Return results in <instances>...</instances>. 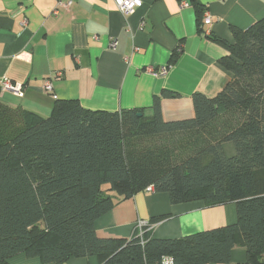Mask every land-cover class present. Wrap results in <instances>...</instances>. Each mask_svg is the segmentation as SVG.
<instances>
[{
  "label": "trees",
  "instance_id": "1",
  "mask_svg": "<svg viewBox=\"0 0 264 264\" xmlns=\"http://www.w3.org/2000/svg\"><path fill=\"white\" fill-rule=\"evenodd\" d=\"M194 5L202 23V7ZM232 32L233 42L212 38L229 50L221 63L233 78L213 97L193 95L194 118L166 121L161 96L150 116L143 108L90 110L63 99L44 117L0 102V264L86 256L159 264L165 255L175 264L225 263L236 246L249 264H264V19ZM227 141L234 156L224 151ZM150 185L173 203L235 202L237 220L180 238L154 237L149 225L130 238L98 235L96 221L116 196Z\"/></svg>",
  "mask_w": 264,
  "mask_h": 264
},
{
  "label": "crops",
  "instance_id": "2",
  "mask_svg": "<svg viewBox=\"0 0 264 264\" xmlns=\"http://www.w3.org/2000/svg\"><path fill=\"white\" fill-rule=\"evenodd\" d=\"M194 1L202 7V23ZM205 12L209 24L203 22ZM260 19L264 0H143L127 16L114 0H0V79L24 86L22 96L0 87V102L44 117L63 99H78L90 110L143 108L150 116L155 96H161L166 121L194 118L193 95L213 97L233 78L221 63L229 50L212 37L233 42V27L246 30ZM162 66L168 70L163 76L146 71ZM59 71L63 77L54 81L55 98L44 81ZM163 90L179 96L163 97ZM223 147L227 156L236 154L233 143ZM115 200L96 221L101 237L130 238L140 220L149 223L157 238H180L237 220L235 202L173 203L168 193L146 190ZM155 218L160 219L152 222ZM63 264L100 262L86 256ZM210 264L249 263L246 249L236 246L230 261Z\"/></svg>",
  "mask_w": 264,
  "mask_h": 264
},
{
  "label": "built area",
  "instance_id": "3",
  "mask_svg": "<svg viewBox=\"0 0 264 264\" xmlns=\"http://www.w3.org/2000/svg\"><path fill=\"white\" fill-rule=\"evenodd\" d=\"M117 9L124 15L127 16L130 13H132L136 8L142 6L143 4V0H114ZM71 4V1L64 3L65 7H69ZM183 4H187L186 2L183 1ZM211 21L210 15L208 13H204L203 16V22L206 24H209ZM117 44V42L115 40H113L111 42V47H115ZM147 72H150L151 74L154 75H165L167 73V67L162 66L159 69L155 70L153 67H149L146 69ZM63 77V72L59 71V72H55L54 74H52L50 76V78L46 79L44 81V89L48 92H54V81L55 80H59ZM0 87L2 90H11L14 93H16L17 95L22 96L23 95V90H24V86L22 84L19 85H13L11 80L8 78H1L0 79ZM53 96L55 98H57L58 96L53 93ZM146 191H154V186L150 185L148 187L145 188ZM149 225V223H147L146 221L140 220L137 224V227L140 231V235L143 234L144 229ZM159 264H175V261L173 259V257H171L170 255H165L161 258V261Z\"/></svg>",
  "mask_w": 264,
  "mask_h": 264
},
{
  "label": "rangeland",
  "instance_id": "4",
  "mask_svg": "<svg viewBox=\"0 0 264 264\" xmlns=\"http://www.w3.org/2000/svg\"><path fill=\"white\" fill-rule=\"evenodd\" d=\"M227 142H231V143H233L232 141H227Z\"/></svg>",
  "mask_w": 264,
  "mask_h": 264
},
{
  "label": "water",
  "instance_id": "5",
  "mask_svg": "<svg viewBox=\"0 0 264 264\" xmlns=\"http://www.w3.org/2000/svg\"><path fill=\"white\" fill-rule=\"evenodd\" d=\"M139 115H143L142 113H139Z\"/></svg>",
  "mask_w": 264,
  "mask_h": 264
}]
</instances>
